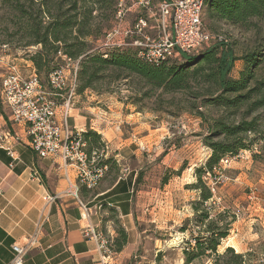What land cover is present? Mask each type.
Instances as JSON below:
<instances>
[{
	"label": "rangeland",
	"instance_id": "obj_1",
	"mask_svg": "<svg viewBox=\"0 0 264 264\" xmlns=\"http://www.w3.org/2000/svg\"><path fill=\"white\" fill-rule=\"evenodd\" d=\"M51 2L57 7V0ZM3 5L6 4L0 1V81L13 70L27 78L34 71L30 60L41 48L24 47L19 17ZM131 20L128 16V25ZM203 23L210 33L222 35L231 45L237 59L232 72L236 78L244 68L242 57L260 46L264 23L254 21L256 24L251 29L233 27L208 19L207 9ZM111 25L112 28L114 21ZM91 30L94 35H101L95 24ZM124 31L121 27L120 34L111 42L124 43ZM93 41L94 38L86 39L89 45ZM48 55L50 73L55 67L68 69L70 66L63 53ZM46 74L44 70L38 73L48 94L46 98L60 105L68 92L69 82L61 92H55L47 82L50 74ZM263 75L264 63L257 71V79H262ZM76 90L70 101L68 126L72 114L88 115L94 120L106 117L110 119L109 127L119 133L120 139L127 140L126 146L113 148L109 153L104 147L93 150L98 155L95 165L100 166L108 160L102 177L106 184L119 178L133 183L134 217L141 244L130 264H185L184 253L194 246L195 238L203 235L204 224L210 219L219 225L231 223L228 236L220 241L218 253L231 247L236 253L250 255L246 264H264V108L251 116L257 119L258 128L257 134H248V147L234 157L225 158L228 163L219 162L210 173L201 174V181L212 194L210 200L203 202L201 191L195 187L196 170L204 168L210 157L211 150L205 142L210 133L209 123L221 113L211 108L202 109L206 121L199 118L191 108L197 104L194 98L197 89L168 95L151 90L132 78L110 84L95 83L92 90L80 95ZM0 115L3 119L0 129L11 131L9 111L1 105ZM196 205L209 212V219L202 225L194 211ZM110 218L118 221L113 214ZM113 224L120 227L119 223ZM190 264L212 262L203 257Z\"/></svg>",
	"mask_w": 264,
	"mask_h": 264
},
{
	"label": "trees",
	"instance_id": "obj_2",
	"mask_svg": "<svg viewBox=\"0 0 264 264\" xmlns=\"http://www.w3.org/2000/svg\"><path fill=\"white\" fill-rule=\"evenodd\" d=\"M0 1L19 17L24 47L41 48L30 62L43 89L38 73L44 70L48 76V54L60 52L79 61L76 90L79 95L92 90L95 83L110 84L132 78L151 90L168 95L197 89L194 97L197 104L191 107L196 115L206 121L202 109L211 108L221 113L209 123L210 133L205 142L211 150L210 157L204 168L196 170L195 187L201 191V201L212 198L210 189L201 181V174L210 173L223 159L245 150L249 145L248 134H257V119L251 116L264 108V75L257 79V71L264 63V38L258 48L242 57L244 68L235 78L232 72L237 59L229 42L216 43L197 54L159 64L145 62L132 47L102 49L115 18L118 0H57V7L52 0ZM205 9L208 19L233 27L251 29L256 23H264V0H209ZM94 24L101 35H94L91 30ZM87 38H94L92 45L86 42ZM81 135L88 152L104 147L96 132L86 130ZM107 164L108 160L100 166ZM194 208L198 222L204 224L209 219V212L200 210L197 205ZM230 224L219 225L214 219L207 221L203 235L195 238L194 246L184 253V263L190 264L204 257L212 264H246L250 255L236 253L231 247L218 253L220 241L228 236ZM116 233L111 244L113 253L121 252L127 244V234L121 226L117 227Z\"/></svg>",
	"mask_w": 264,
	"mask_h": 264
},
{
	"label": "built area",
	"instance_id": "obj_3",
	"mask_svg": "<svg viewBox=\"0 0 264 264\" xmlns=\"http://www.w3.org/2000/svg\"><path fill=\"white\" fill-rule=\"evenodd\" d=\"M209 0H118L114 25L108 31L101 45L105 48L137 49L139 58L149 64L172 62L181 56H190L207 50L216 43H228L219 34L210 33L204 26L203 15ZM131 16V24L127 17ZM126 24V25H125ZM125 29L124 43L111 40ZM70 66L55 67L49 75V85L55 92L62 91L69 82L68 92L62 104L50 99L40 86L35 71L27 77H21L15 70L10 71L0 81V104L9 111L11 127L20 126L23 137L6 132L0 135V149L9 158V168L18 161L15 144L24 138L27 146L39 159H59L63 170L71 168L76 176V183L68 179L69 190L75 193L79 187L94 189L102 179L106 166L95 165L97 151L88 152L87 143L81 132L68 126L70 101L77 87L79 61L64 57ZM60 109V112H58ZM118 128V127H117ZM8 137L10 141L5 140ZM107 151V147L104 146ZM228 163L227 159L221 164ZM77 198V197H76ZM54 198L47 197L48 202ZM79 204L84 208L82 203ZM40 225L26 239L23 246L13 245V258L10 264H23L26 252L37 244ZM98 243V250L103 259L112 256V238L89 230L86 236ZM102 264H105L102 262Z\"/></svg>",
	"mask_w": 264,
	"mask_h": 264
},
{
	"label": "crops",
	"instance_id": "obj_4",
	"mask_svg": "<svg viewBox=\"0 0 264 264\" xmlns=\"http://www.w3.org/2000/svg\"><path fill=\"white\" fill-rule=\"evenodd\" d=\"M69 118L72 130L81 133L92 130L100 135L106 153L127 145V140L120 139L119 133L109 127L110 119L106 117L94 120L88 115L72 114ZM2 122L0 115V126ZM6 132L23 137L20 126L11 127V131L0 129V135ZM5 140L10 141L8 137ZM15 150L18 161L11 169L10 161L0 149V264L11 263V247L23 246L38 224L37 244L26 252L23 264L131 263L141 244L134 217L132 181L119 178L106 184L101 179L94 189L79 187L76 198L67 181L75 184L76 176L71 168L63 170L61 160L39 159L24 138L15 144ZM47 197L54 199L48 202ZM111 214L125 230L127 244L106 260L98 250V243L86 233L93 230L115 239L117 228Z\"/></svg>",
	"mask_w": 264,
	"mask_h": 264
}]
</instances>
